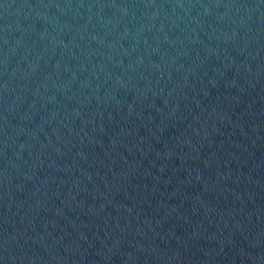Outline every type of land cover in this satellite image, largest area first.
I'll return each mask as SVG.
<instances>
[{
    "label": "water",
    "instance_id": "1",
    "mask_svg": "<svg viewBox=\"0 0 264 264\" xmlns=\"http://www.w3.org/2000/svg\"><path fill=\"white\" fill-rule=\"evenodd\" d=\"M0 264H264V0H0Z\"/></svg>",
    "mask_w": 264,
    "mask_h": 264
}]
</instances>
